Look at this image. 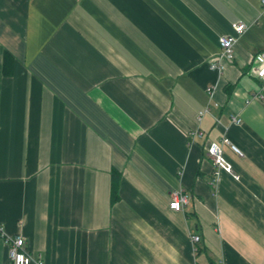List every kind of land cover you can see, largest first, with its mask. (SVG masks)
Instances as JSON below:
<instances>
[{"label":"crops","instance_id":"obj_1","mask_svg":"<svg viewBox=\"0 0 264 264\" xmlns=\"http://www.w3.org/2000/svg\"><path fill=\"white\" fill-rule=\"evenodd\" d=\"M258 53L262 0H0V226L43 264H264Z\"/></svg>","mask_w":264,"mask_h":264},{"label":"built area","instance_id":"obj_2","mask_svg":"<svg viewBox=\"0 0 264 264\" xmlns=\"http://www.w3.org/2000/svg\"><path fill=\"white\" fill-rule=\"evenodd\" d=\"M262 4L264 5V0H262ZM231 26L236 35H220L218 38L219 49L217 53L209 59V67L219 72L223 70L226 61L232 60L233 46L237 36L247 28L246 23L241 20L233 22ZM255 61L257 63L255 75L264 82V53L256 54ZM253 97L260 98L261 95L257 94L253 95ZM206 112H208V108L206 107L198 111V119H201L203 114ZM232 121L239 123L240 119L233 116ZM194 135L201 136L202 133L197 129L188 132L189 137ZM225 145H228L238 156H242V152L238 149V147L231 143V141L225 135L217 141H211L206 148V154L215 166L216 176L220 171H225L237 179L238 174L234 172L232 164L224 156L223 146ZM170 196L171 197L168 204L169 208L174 211H182L183 206L187 202V195L184 193L183 189L174 190ZM0 238L9 244L8 253L12 264H43V261L40 257L35 258L32 253L26 249L25 241L21 235H9L0 226ZM191 240L194 243H198L200 242L201 238L199 235L193 234L191 235Z\"/></svg>","mask_w":264,"mask_h":264},{"label":"trees","instance_id":"obj_3","mask_svg":"<svg viewBox=\"0 0 264 264\" xmlns=\"http://www.w3.org/2000/svg\"><path fill=\"white\" fill-rule=\"evenodd\" d=\"M117 177H118V174H117L115 171H113V172H112L113 186H116V184H117V181H116V178H117ZM113 193H114V194H113L112 200H114L115 197H116L115 192H113Z\"/></svg>","mask_w":264,"mask_h":264},{"label":"bare ground","instance_id":"obj_4","mask_svg":"<svg viewBox=\"0 0 264 264\" xmlns=\"http://www.w3.org/2000/svg\"><path fill=\"white\" fill-rule=\"evenodd\" d=\"M213 179V178H212Z\"/></svg>","mask_w":264,"mask_h":264}]
</instances>
